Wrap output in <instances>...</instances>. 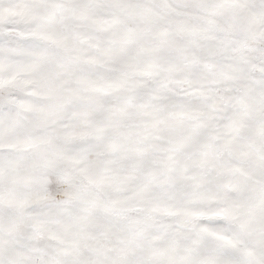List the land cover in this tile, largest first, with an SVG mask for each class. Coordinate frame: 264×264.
Here are the masks:
<instances>
[{"label": "snow or ice", "instance_id": "1", "mask_svg": "<svg viewBox=\"0 0 264 264\" xmlns=\"http://www.w3.org/2000/svg\"><path fill=\"white\" fill-rule=\"evenodd\" d=\"M0 264H264V0H0Z\"/></svg>", "mask_w": 264, "mask_h": 264}]
</instances>
